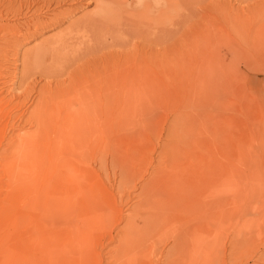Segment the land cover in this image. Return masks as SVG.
<instances>
[{"label": "rangeland", "instance_id": "rangeland-1", "mask_svg": "<svg viewBox=\"0 0 264 264\" xmlns=\"http://www.w3.org/2000/svg\"><path fill=\"white\" fill-rule=\"evenodd\" d=\"M135 1L130 7L131 0H0V264H67L60 251L68 252L64 245L91 216L98 217L88 221L95 224L85 246L91 264L187 263L195 239L203 240L201 264H264V0ZM57 42L63 45L48 52ZM146 70L154 74L152 90L125 84ZM118 72L125 82L115 80ZM6 113L12 121L2 119ZM174 125L181 167L189 169L200 151L205 163L207 156L216 161V244L207 246L206 212L203 219L175 215L143 233L144 256L136 250L118 256L120 240H127L124 219L147 182L129 193L121 176L149 169L155 177L170 168V148L161 147ZM187 126L203 134L197 153ZM116 139L115 163L104 154L105 177L91 143ZM58 157L70 162L66 199L54 186ZM125 190L130 197L120 202ZM63 204L70 210L65 218ZM194 220L198 230L174 249L172 230ZM158 239L165 241L161 258Z\"/></svg>", "mask_w": 264, "mask_h": 264}, {"label": "bare ground", "instance_id": "bare-ground-1", "mask_svg": "<svg viewBox=\"0 0 264 264\" xmlns=\"http://www.w3.org/2000/svg\"><path fill=\"white\" fill-rule=\"evenodd\" d=\"M98 2V1H97ZM103 3V2H102ZM126 3H127V0H126ZM130 7L132 6H136L138 5V1L136 2L135 0L128 3ZM104 5V4H103ZM163 5V4H162ZM166 6L163 5V9L161 12V14H164L166 13ZM165 15V14H164ZM163 15V16H164ZM232 17V16H231ZM238 17V15H237ZM239 17H241V15H239ZM236 17L233 18V20H235ZM242 19V18H241ZM238 20H240V18H238ZM244 20V18H243ZM120 21V20H119ZM232 21V20H231ZM246 21V19H245ZM234 21H232L233 23ZM239 21H236L235 20V23H238ZM241 22V21H240ZM233 24V25H234ZM240 24V23H238ZM242 24V22H241ZM240 24V25H241ZM235 26V25H234ZM239 27V26H238ZM236 28V26H235ZM242 28V27H241ZM239 30V28H238ZM253 31V30H252ZM251 33V32H250ZM248 34V33H247ZM253 34V32H252ZM252 34H250L249 36H251ZM247 38H249L247 36ZM251 38V37H250ZM66 44V43H64ZM63 43L61 42H57L55 44H52L50 46L51 47V50L48 51L50 52L51 54L55 53L57 51V49L62 46ZM49 50V49H48ZM40 53H37L36 54V57L37 58H41L40 57ZM149 65V64H147ZM167 66V65H166ZM151 67V66H149ZM165 67V66H164ZM148 68V67H147ZM146 69V68H145ZM152 70H154L153 68H151ZM151 72V70H150ZM149 72V73H150ZM154 72V71H153ZM147 73V70L145 72H143L144 74V77L143 79H140V81L138 80V78H136V76L134 75V78H128V81L125 83V84H129V86H139L141 88H144V89H149V90H152L153 88V79H154V74H149ZM115 75V74H114ZM113 75V76H114ZM120 75V76H119ZM131 75V76H130ZM128 74L129 77H132V73L131 74ZM118 76V77H117ZM115 76L117 79L115 80H118L119 81H122V82H125L123 79V77L125 75H122L118 72V75ZM110 78V77H109ZM113 78V77H112ZM155 80V79H154ZM118 81V82H119ZM122 82H119L121 85ZM117 84V82H116ZM124 84V83H123ZM157 84V83H155ZM111 86V84H108ZM98 86V85H96ZM118 86V85H117ZM123 86V85H122ZM112 87V86H111ZM114 87V86H113ZM116 87V86H115ZM102 88V87H101ZM117 88V87H116ZM103 89V88H102ZM117 92V91H116ZM113 94V93H111ZM106 96V95H105ZM103 97V96H102ZM104 98V97H103ZM106 100L108 101V98H106ZM105 102V101H104ZM110 102V101H109ZM108 104V103H106ZM104 106V105H103ZM111 107V106H110ZM104 108V107H103ZM109 108V106L107 107ZM112 108V107H111ZM106 109V108H105ZM2 110V109H1ZM110 110V109H109ZM107 112V110H106ZM5 114V113H4ZM107 114V113H106ZM7 115V113H6ZM105 115V114H104ZM108 117L105 116V128L106 126L109 125V122L111 121V114H107ZM98 116H99V113H98ZM110 117V118H109ZM13 117L11 116H5L4 117L2 116V119L7 121V120H11ZM84 118V117H83ZM108 118V119H107ZM113 118V117H112ZM1 119V117H0ZM91 119V118H90ZM88 119V120H90ZM79 120V119H78ZM85 120V119H84ZM92 120V119H91ZM2 121V120H1ZM12 121V120H11ZM226 121V120H225ZM229 122V120L227 121ZM7 123V122H6ZM84 124V123H83ZM86 124V123H85ZM90 124V122H89ZM96 124V123H95ZM104 124V122H103ZM224 124V123H223ZM221 124V126L223 125ZM226 124V123H225ZM230 124V123H229ZM78 126V125H77ZM76 126V127H77ZM101 126V125H100ZM220 126V125H219ZM228 126V124H227ZM80 127V126H79ZM81 127H82V124H81ZM93 127V126H92ZM224 127V126H223ZM89 128V127H88ZM87 128V132H88V129ZM95 128V127H94ZM188 130H191V134H193L194 138H193V142H192V146H193V150L196 151V153L198 152V149L202 148V145H204L205 143H203V134L201 133V129H192L191 127H186ZM201 128V127H200ZM78 129V128H77ZM93 129V128H92ZM96 129V128H95ZM94 129V131H95ZM211 129V128H210ZM218 129V128H217ZM223 129V128H222ZM181 130V129H180ZM216 130V128H215ZM76 131V130H75ZM93 131V130H92ZM93 131V132H94ZM211 131V130H210ZM220 131V129L218 130ZM222 131V130H221ZM82 132V131H81ZM87 132H84L87 136L86 138L88 137L89 134H87ZM168 134L167 136H171V139L167 141L166 144H163L162 147H161V151H164V149L166 147H169L170 148V157H171V167L169 168V166H163L161 170H159L158 174L159 175H156L155 177L152 176L150 177L151 173L145 169L144 173H140V172H135L134 174L133 173H126L125 172V175L122 174L123 172H121L122 176L123 177V183L126 185L127 184V191L129 192V189H137L138 186H139V182H142V181H147L145 185L141 186L140 188V192L138 193L137 195V199L139 201V204L137 205V207H135L134 209V212L126 217V219H124V221L126 222L125 223V226L123 228L124 230V234L126 235L127 237V240H120V242L122 243V245L120 246V243L118 245V247L120 246V249L121 250H117V253L116 255L120 256L122 254H127V253H130L129 251L131 250H136V251H131L132 253H138L140 252L141 253V256H144V253L146 251L147 253V246L145 245V241H142V236H145L146 234H148V232L151 231V229L153 230H156L159 228V226L162 224L160 223L161 221L163 223H165L166 221H163V220H170L172 219V217L176 218L175 215H178L180 217H185L187 215H191V216H194L195 215V218H198L199 216V219L202 218V216L205 217V215L207 216L208 220L210 221L209 224L206 225V228H207V233H208V241H207V246H212L214 243H215V236H214V230H213V223L215 221V218H216V201H215V198L217 196V190H216V177H217V171H216V161L214 162L211 158L208 157V159L206 160V163L205 161H203V159L205 158L204 155L206 156L207 154H204V155H200V151L198 153V156L197 157H193L194 158V162H193V165L187 169L185 166L181 167V162H182V159L179 158V156L181 155V151L178 150V145L181 143H174L173 142V139L174 137H178V133H177V127L176 125L172 126L171 129L167 130ZM187 132V131H185ZM205 133H207L206 131H204ZM217 132V130H216ZM227 132V131H225ZM74 133H77L74 132ZM83 133V134H84ZM89 133V132H88ZM173 133V134H172ZM189 133V132H187ZM214 133V132H212ZM172 134V135H171ZM210 134V133H209ZM208 134V135H209ZM78 135V134H76ZM81 135V134H80ZM92 135V134H90ZM89 135V136H90ZM213 134H211V137H212ZM95 136V134L93 135ZM118 136V135H117ZM205 136V135H204ZM220 136V135H218ZM74 137V136H73ZM77 137V136H76ZM75 137V138H76ZM91 137V136H90ZM206 137V136H205ZM118 138H121L120 136H118ZM217 138V137H216ZM229 138V137H227ZM78 139V138H77ZM92 138L88 139L91 140ZM95 139V138H94ZM70 140V139H69ZM80 140V139H79ZM83 140H85L83 138ZM93 140V139H92ZM121 140V139H120ZM200 140V142H199ZM68 141V140H67ZM74 141V138L73 140ZM76 142H79L77 140H75ZM205 141V140H204ZM216 141V140H215ZM227 143L230 142V140H226ZM69 142V141H68ZM75 142V143H76ZM82 141L80 140V143ZM119 142V140L116 139V142L114 141H109L107 142L106 144H103L101 143V141H98L96 140L95 143H93L92 141V145L93 147L96 148V150L98 151L97 152V156H96V160H95V163L98 164L99 166V169L98 171L99 172H104V175L108 173V169L105 170L106 168V165H107V160L104 156V154H109V157L111 158V162H113V160L116 158V149H114V152H113V149L112 148V145L113 147L115 146L116 148H119L120 146H116L117 143ZM212 142V140L210 141ZM74 143V144H75ZM210 145H212V143H209ZM218 144V142H217ZM59 145V144H58ZM61 145V144H60ZM77 145V144H76ZM85 145V144H84ZM213 146V145H212ZM223 146H226V145H223ZM229 146V145H228ZM77 147V146H76ZM190 147V146H189ZM218 147V146H217ZM104 148V152L102 151V149ZM223 148V147H222ZM203 149V148H202ZM225 149V148H224ZM58 150V149H57ZM77 150V149H76ZM91 150V149H90ZM201 150V149H200ZM207 150H210L207 149ZM212 150V149H211ZM220 150V149H219ZM102 151V152H101ZM120 151V150H119ZM206 151V150H205ZM74 152V151H73ZM111 152L113 155H111ZM190 152V151H189ZM76 153V152H75ZM162 153V152H161ZM69 154V153H68ZM86 154V153H85ZM194 154V153H193ZM203 154V153H202ZM80 155V154H79ZM86 155H89V154H86ZM84 155V160L85 163L82 161V164L84 165H88L87 162L90 163L91 161V157L89 156H86ZM192 155V154H191ZM209 155V154H208ZM70 156V155H69ZM94 156V155H93ZM190 156V155H189ZM189 156L187 159H189ZM212 156V155H211ZM210 156V157H211ZM164 157V156H163ZM59 158V157H58ZM57 158V159H58ZM61 158V157H60ZM59 158V161L57 163V172L55 174V179H54V186L56 187V189L59 191V194H61V196H64L65 199H66V193H67V190H68V187H67V184H68V180H69V173L66 171V169L69 170V166H67L68 164H70L69 161L67 160H64L62 157L61 160ZM67 158V157H66ZM70 159V157H69ZM190 160V159H189ZM121 161V160H120ZM119 161V157H118V162ZM186 161V160H185ZM191 161V160H190ZM69 162V163H68ZM72 162V160H71ZM192 162V161H191ZM115 163V162H113ZM163 163V162H162ZM188 163V162H187ZM204 163H205V166H204ZM54 164V163H53ZM77 164V163H76ZM81 164V163H80ZM95 164V165H96ZM184 164V163H183ZM72 165H74V163H72ZM84 165V166H85ZM53 166V165H52ZM78 166V165H77ZM80 166V165H79ZM83 166V167H84ZM89 166V165H88ZM152 166V165H151ZM190 166V164L188 165ZM221 166V165H220ZM54 167H55V164H54ZM71 167V166H70ZM82 167V166H81ZM118 167V164H113L112 166L108 167L109 169H114V168H117ZM129 167V166H128ZM185 167V168H184ZM74 168V167H73ZM72 168V169H73ZM88 168V167H86ZM50 169H53V168H50ZM222 169V168H221ZM131 170V169H130ZM152 170V169H151ZM218 170V169H217ZM34 171V170H33ZM48 171V170H47ZM46 171V172H47ZM71 171V170H70ZM73 171V170H72ZM129 171V170H128ZM221 172V171H220ZM46 174V173H45ZM103 174V173H102ZM132 174V175H131ZM50 175V174H49ZM45 176V175H44ZM52 177V176H51ZM106 177V175H105ZM127 177H131L130 179ZM46 178V177H45ZM89 179L91 177H88ZM50 179V178H49ZM114 180V179H113ZM75 183V182H74ZM83 183H87V182H83ZM119 183H122L121 179H120V182ZM45 184V183H44ZM70 184V183H69ZM75 185V184H74ZM83 185V184H82ZM70 186V185H68ZM84 186V189L86 190V184L83 185ZM91 186V185H89ZM88 187V185H87ZM73 188V187H71ZM90 188V187H89ZM95 188V187H94ZM91 189V188H90ZM89 189L88 192H91V190ZM127 191L125 190L122 194H118L116 199H119L120 202H122V200H125L123 199L124 197H127L128 198L130 197L129 194H126ZM70 192V190H69ZM72 193V192H71ZM79 193V192H78ZM93 193V192H91ZM131 193V192H129ZM73 194V193H72ZM90 194V193H89ZM94 194V193H93ZM93 194H90L93 195ZM77 195V193H76ZM88 196V193L86 194ZM97 195V194H96ZM83 196L86 198L87 196H85L83 194ZM83 197V198H84ZM89 197V196H88ZM96 196H94V199ZM108 197V196H107ZM132 197V196H131ZM90 198V197H89ZM88 198V199H89ZM100 198V197H99ZM87 199V200H88ZM92 199V198H91ZM101 199V198H100ZM99 199V203H100V200ZM127 199V198H126ZM84 200V199H83ZM108 200V199H107ZM94 201H97V200H94ZM84 202V201H83ZM90 202V201H89ZM102 202V201H101ZM85 203V202H84ZM82 204V203H81ZM91 204V203H90ZM64 205V204H63ZM84 205V204H83ZM94 205V204H92ZM101 205V203H100ZM81 206V205H80ZM82 207V206H81ZM84 208V207H83ZM98 208V207H96ZM99 209V208H98ZM60 211V210H59ZM97 211V210H96ZM203 212H206L205 215H202ZM69 213H70V210H68V205L65 204L64 205V211L60 214V216H63V218H65V216L68 214L69 216ZM91 216V215H90ZM197 216V217H196ZM92 217V216H91ZM90 217V218H91ZM203 217V218H204ZM87 219L84 223H83V226L84 228L82 230H79V231H75L76 234H78V239L79 241L78 244H73L75 242V240H77V236L73 237L74 239H72L71 241H69V243H66L64 245V249H66V251L68 252H65L66 254L68 255H63L64 252H61L60 251V255L59 257L61 258V260H64V262H66L67 264H91V259H89V254L90 252H88L86 254L85 250L86 247V243H90L92 242V239H90V237H88L90 234L89 232L91 231V228L92 226L94 227L95 224H92V223H89L88 221L90 220H96L97 221V218L98 217H93L91 219ZM170 218V219H169ZM194 218V217H193ZM202 218V219H203ZM101 219V218H99ZM98 219V220H99ZM122 219V218H121ZM207 220V221H208ZM195 221V220H194ZM122 222V221H121ZM56 223V222H55ZM78 224V223H77ZM167 224V223H166ZM179 224V223H178ZM163 225V224H162ZM200 224L199 222H192L190 223V226L186 227L183 222L180 223V231L178 230H172V238L171 240L173 239V245H174V249H177L179 248L180 245H184L185 242H187L186 240H184L183 236L189 232H191V230H194V229H197L199 228ZM157 227V228H156ZM165 227V226H164ZM169 227V226H168ZM94 229V228H93ZM105 229V228H104ZM169 229V228H168ZM178 229V228H177ZM204 229V228H203ZM160 230V228H159ZM166 231V230H165ZM206 231V230H205ZM74 233V232H73ZM137 233H141L140 236H137ZM145 235H144V234ZM151 233V232H150ZM169 233V232H168ZM89 234V235H88ZM143 234V235H142ZM152 234V233H151ZM86 236V239H84V237ZM91 236V235H90ZM96 236V235H95ZM118 236V235H117ZM158 236V235H157ZM116 237V236H115ZM167 237V235L165 236ZM197 237L199 238V236L197 235ZM144 238V237H143ZM201 238V237H200ZM59 240L62 239V238H58ZM57 239V240H58ZM168 239H170V237H168ZM113 240V238H112ZM185 241V242H184ZM62 243V241H60ZM165 242V241H164ZM161 239H158L156 240V243L153 244L154 245V250H157L159 247H161L160 245L162 243ZM76 243V242H75ZM189 248L191 249L189 251V254L191 253L190 256H192L191 258L189 257V261L184 262L183 260L180 259H177V261L175 262L176 264H201V251L203 249V240H199V239H195V240H192L189 242ZM93 244V243H92ZM216 244V243H215ZM86 246V247H85ZM58 247V245H57ZM68 247V249H67ZM117 247V248H118ZM182 247V246H181ZM56 248V247H55ZM153 248V247H152ZM119 249V248H118ZM188 249V248H187ZM172 250V249H171ZM179 250H185V248H180ZM63 251V250H62ZM91 251V250H90ZM109 251V250H108ZM115 251V249H114ZM158 251V250H157ZM58 252V251H57ZM156 252V251H154ZM159 256L160 258L162 257V254L163 252L160 251L159 249ZM158 252H156L158 254ZM171 252H174V250H172ZM63 253V254H62ZM93 254V252H91ZM111 253V252H110ZM153 253V252H152ZM113 254V253H112ZM131 254V253H130ZM88 255V256H87ZM164 255V254H163ZM170 255V254H168ZM184 255V254H183ZM152 256V255H151ZM155 256V255H154ZM170 257V256H169ZM167 254L165 256H163L164 260L166 261L167 258ZM92 258V257H91ZM151 259L153 258L150 257ZM94 259V258H92ZM72 260H75L72 262ZM153 261V260H152ZM157 262V260H155ZM63 262V263H64ZM151 262V260H150ZM65 264V263H64Z\"/></svg>", "mask_w": 264, "mask_h": 264}]
</instances>
